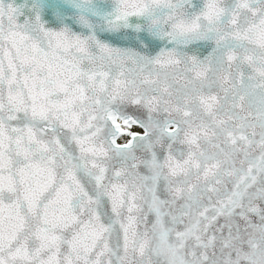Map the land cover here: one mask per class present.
Here are the masks:
<instances>
[{
    "label": "snow or ice",
    "instance_id": "obj_1",
    "mask_svg": "<svg viewBox=\"0 0 264 264\" xmlns=\"http://www.w3.org/2000/svg\"><path fill=\"white\" fill-rule=\"evenodd\" d=\"M0 264H264V0H0Z\"/></svg>",
    "mask_w": 264,
    "mask_h": 264
}]
</instances>
